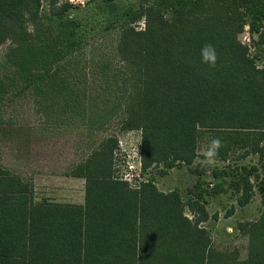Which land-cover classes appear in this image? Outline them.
<instances>
[{
  "label": "trees",
  "instance_id": "trees-1",
  "mask_svg": "<svg viewBox=\"0 0 264 264\" xmlns=\"http://www.w3.org/2000/svg\"><path fill=\"white\" fill-rule=\"evenodd\" d=\"M246 27L264 53V0H0V51L10 42L0 100L31 90L47 113L87 126L117 119L123 132H141L143 172L193 165L210 133L222 142L216 159L238 150L260 158L263 189L264 67L242 41ZM108 35L116 59L103 66L99 99L95 70L75 66L89 41ZM207 44L215 67L202 62ZM119 146V137L103 138L68 172L85 180L83 204L39 199L0 151V264H264V212L239 225L247 259L218 250L203 197L184 201L149 180L133 186L116 174ZM240 170L244 208L254 187Z\"/></svg>",
  "mask_w": 264,
  "mask_h": 264
},
{
  "label": "rangeland",
  "instance_id": "rangeland-1",
  "mask_svg": "<svg viewBox=\"0 0 264 264\" xmlns=\"http://www.w3.org/2000/svg\"><path fill=\"white\" fill-rule=\"evenodd\" d=\"M87 1L60 0L61 3L72 2L76 6H84ZM45 4H48L47 1ZM143 27L141 23L139 28ZM247 28L242 41L249 46L257 65L264 67V53L258 46V38ZM115 40L116 35H108L103 43L99 39L89 41L76 62L75 67L79 70H95V77H90L95 98H99V92V99L103 97V66L115 58ZM9 46L10 42L3 45L0 51V78L5 75L3 64ZM89 61L93 62L88 64ZM36 98L30 90L16 95L11 92L0 100V151L4 167L14 173L42 175L41 178H31L35 180L39 199L83 204L85 180L65 178V175L103 138L115 135L120 140L115 167L118 176L126 178L133 186L149 180L155 182L161 191L179 190L184 201L201 195L211 216L203 226L210 231L214 247L221 251H237L242 260L247 259L249 238L239 230V225L257 220L264 212V186L262 189L261 179L255 177L256 170H261L257 155L245 156L243 150H238L231 153L227 160L215 158L213 163L206 164L203 151L211 141V134L207 133L200 138L198 157L193 165L182 163L172 169L161 165L143 172L141 132H123L117 119L104 126L100 123L87 126L80 117L69 120L63 115L47 113ZM241 168L247 169L252 176L254 187L253 199L244 208L237 204L241 194ZM230 211L234 214L229 215ZM186 214L192 216L188 210Z\"/></svg>",
  "mask_w": 264,
  "mask_h": 264
},
{
  "label": "clouds",
  "instance_id": "clouds-1",
  "mask_svg": "<svg viewBox=\"0 0 264 264\" xmlns=\"http://www.w3.org/2000/svg\"><path fill=\"white\" fill-rule=\"evenodd\" d=\"M202 62L209 65V67H215L217 63V52L213 45L207 44L201 49ZM222 147V142L218 138H213L208 144L206 150L203 151L205 157V163H213L215 157L219 153V149Z\"/></svg>",
  "mask_w": 264,
  "mask_h": 264
},
{
  "label": "crops",
  "instance_id": "crops-1",
  "mask_svg": "<svg viewBox=\"0 0 264 264\" xmlns=\"http://www.w3.org/2000/svg\"><path fill=\"white\" fill-rule=\"evenodd\" d=\"M17 174L20 175L22 178L33 180L34 184H35V180L31 179V178H41L42 177V175H40V174H37V175H34V176H30V175H27L25 173L24 174L23 173H21V174L17 173ZM65 176H66L65 178H73V177H70V176H67V175H65ZM35 187H36V185H35Z\"/></svg>",
  "mask_w": 264,
  "mask_h": 264
},
{
  "label": "built area",
  "instance_id": "built-area-1",
  "mask_svg": "<svg viewBox=\"0 0 264 264\" xmlns=\"http://www.w3.org/2000/svg\"><path fill=\"white\" fill-rule=\"evenodd\" d=\"M70 3H72V2H70ZM246 29H248L247 27H246ZM248 40H249V42H250V39L248 38Z\"/></svg>",
  "mask_w": 264,
  "mask_h": 264
}]
</instances>
